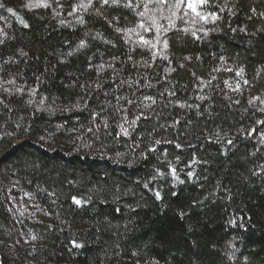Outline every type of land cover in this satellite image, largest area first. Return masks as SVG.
<instances>
[{"label": "trees", "instance_id": "1", "mask_svg": "<svg viewBox=\"0 0 264 264\" xmlns=\"http://www.w3.org/2000/svg\"><path fill=\"white\" fill-rule=\"evenodd\" d=\"M2 2L3 264H264V0Z\"/></svg>", "mask_w": 264, "mask_h": 264}, {"label": "snow or ice", "instance_id": "2", "mask_svg": "<svg viewBox=\"0 0 264 264\" xmlns=\"http://www.w3.org/2000/svg\"><path fill=\"white\" fill-rule=\"evenodd\" d=\"M91 2H92V0H89V4H91ZM109 2H110V0H103L104 4H108ZM119 2H120V0H111V3H113V4H118ZM157 2L160 4H165V3H167V0H157ZM207 3H208V0H177V3L175 4V8L178 10L180 8L181 4H183V5H185V7L187 9H191L193 12L196 13V15L201 16V19L207 20L209 18V16L213 20L218 19L217 15L215 13H209L208 15H201V13L197 11L198 7L203 6ZM4 6L5 5L3 4L2 0H0V8H3ZM26 6L29 8L49 7V4L47 3V0H38L37 3H31L30 2ZM131 6H132L131 0H128V3L125 5V7H131ZM77 7H86V5L81 4L78 6H74L73 11H75ZM7 11L12 12L13 10L11 8H8ZM221 11H223V9H221ZM140 15H143V13H140ZM21 22L23 23V21H21ZM25 26L27 27L26 24H25ZM117 31H120V29H117ZM193 35H195V33H193ZM0 43H3V41L0 40ZM81 46H83V42L81 43ZM164 46L167 47V41L164 42ZM239 74L240 73H237V75H239ZM245 83H247V81H245ZM237 87H239V86H237ZM146 99H150V98H146ZM137 119H139V117H137ZM122 131H124V130L122 129ZM125 134H127V133L125 132ZM157 143H159V141H157ZM229 143H231V141H229ZM172 174L175 175V169H172ZM156 195H157V198H160L159 193H157ZM73 201L77 205L81 204V200L77 199L76 197H73ZM84 202L87 203V201H84ZM33 239H35V237H33ZM73 243L75 244V241H73ZM76 246L79 247L80 245H76Z\"/></svg>", "mask_w": 264, "mask_h": 264}, {"label": "water", "instance_id": "3", "mask_svg": "<svg viewBox=\"0 0 264 264\" xmlns=\"http://www.w3.org/2000/svg\"><path fill=\"white\" fill-rule=\"evenodd\" d=\"M0 264H3L1 254H0Z\"/></svg>", "mask_w": 264, "mask_h": 264}]
</instances>
